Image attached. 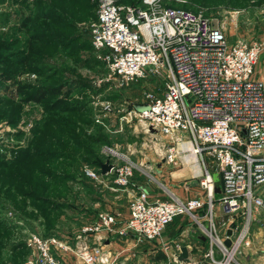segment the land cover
Segmentation results:
<instances>
[{"label": "built area", "instance_id": "2783aa9c", "mask_svg": "<svg viewBox=\"0 0 264 264\" xmlns=\"http://www.w3.org/2000/svg\"><path fill=\"white\" fill-rule=\"evenodd\" d=\"M168 1L98 0L89 31L91 45L110 77L122 82L165 78L161 93H145L143 102L120 119L135 120L143 132L168 137L165 163L179 160L177 154L186 151L177 146L182 142H189L197 156L210 157L221 180L219 196H213L207 169L198 180L203 196L151 200L146 191L138 190L129 198L125 218L117 211H101L71 238L29 236L30 255L23 264H65L60 252H72L81 264H111L102 249L107 235L127 231L137 242L156 241L181 216L196 225L204 243L186 245V262L178 258L179 243H164L162 264H241L243 251L256 243L262 247L253 228L264 211V78L254 74L264 44L229 43L225 31L201 12ZM112 112L110 104H103L96 122L103 125L101 117ZM103 151L109 169L102 174L85 166V176L98 180L109 175L114 189L132 186V144L125 151L106 146ZM172 244L174 251L168 252Z\"/></svg>", "mask_w": 264, "mask_h": 264}, {"label": "rangeland", "instance_id": "374dc122", "mask_svg": "<svg viewBox=\"0 0 264 264\" xmlns=\"http://www.w3.org/2000/svg\"><path fill=\"white\" fill-rule=\"evenodd\" d=\"M168 3L201 12L225 31L229 43L264 44V0H170ZM95 16L96 8L92 10L87 0H0V173L9 178L4 189H9L15 179L16 186L24 189L37 184L38 170L51 169L72 176L71 181L60 187L67 192L57 197L63 207L55 217L46 218L32 199L0 192L1 264H23L30 255L26 242L33 234L68 239L101 211H117L122 218L127 217L133 192L125 188L114 192L109 175L92 180L83 172L88 166L84 158L97 154L107 159L105 146L125 151L127 144H132L131 159L135 168L131 183L144 185L160 200L180 194L179 183L201 179L205 169L214 186L219 184L210 157L197 156L199 175L184 170L183 159L191 155L190 150L179 152L175 164L165 163L166 148L171 142L168 137L143 132L136 127L135 120L129 123L120 119L121 114L143 102L145 93H161L166 80L161 75L132 82L110 77L89 39ZM25 18L34 22L23 25ZM36 29L37 33L45 34V39L30 44L28 40ZM260 68L264 71V54L257 64V69ZM47 86L60 87L61 92L45 97L40 103L28 99L37 88ZM59 99L62 103L53 107ZM103 104H110L113 112L109 117H101L102 125L96 118ZM67 105H81L83 111L66 112ZM85 121L92 123L85 124ZM94 135H103V142L93 145L90 139L86 140V136ZM36 147L56 151L52 157H40ZM68 155L74 156L70 163ZM14 160L20 163L14 165ZM182 193L203 196L204 188L199 184L194 188L183 187ZM213 196L216 199L218 192L213 190ZM261 196L264 198V194ZM213 206L218 213L217 200ZM260 219L253 229L262 238L263 246L259 250L264 252V211ZM113 235L120 238L109 247L115 260L113 264L161 263L157 259L160 252L157 242H137L127 231ZM21 244L28 249L25 258L19 248L12 251ZM260 251L258 255L264 256ZM248 257L251 254L245 250L238 261L247 264Z\"/></svg>", "mask_w": 264, "mask_h": 264}, {"label": "trees", "instance_id": "16d2710c", "mask_svg": "<svg viewBox=\"0 0 264 264\" xmlns=\"http://www.w3.org/2000/svg\"><path fill=\"white\" fill-rule=\"evenodd\" d=\"M98 0H87V2L89 3L91 9H95L96 8V3ZM118 3H125V4H138L140 2V0H116ZM170 5V4H169ZM172 6V5H171ZM175 7V6H174ZM95 20H96V16H95ZM34 19L31 18H25L23 20V25H27L30 23H33ZM36 31L34 34H32V36H30V39L28 40L29 43L31 44L32 41L36 40V41H42L45 39V34L44 33H37V29L34 30ZM89 39H90V32H89ZM91 43V40H90ZM92 47V45H91ZM93 48V47H92ZM61 92L60 87H51V86H47V87H40L37 88L34 92H32L31 94H29L28 99L30 101H34L37 103H40L43 101V99L47 96H55L58 95ZM62 103V100L59 99L53 107H58V105H60ZM74 106V107H73ZM83 107L81 105H67V107L65 108L64 111H83L82 109ZM86 123H92L90 121H85ZM71 124V123H69ZM103 135H99V136H86V140L90 139V143L93 145H98L100 144V142H103ZM79 140H77L76 142H74L75 144L78 143ZM77 147V145H76ZM80 147V146H79ZM36 154L40 157H44L45 155H47L48 157H52V155L55 154L54 149H47V148H39L36 147L35 148ZM91 151H88L87 153H90ZM64 155H62L63 157ZM68 163H70L71 161L74 160V156L72 155H68L66 156ZM14 165H18L20 162L19 160H14ZM106 161V159H102L99 158V156L97 154L93 155L91 158H84L83 162H86V164H88V166L97 169L99 172L101 171V165ZM18 162V164H17ZM2 163L0 162V165ZM20 170V168H19ZM18 173V171H15V173ZM40 175V178L38 180L37 184H30L28 186V188H21L19 186H16V182L17 179L14 180L13 184H11V186L9 187V189H4V184L6 183V179L7 178L5 175H2L0 173V192H9V193H16L17 195H20L23 198H27V199H32V201H34V203H36V207L37 209H39L42 214L46 217V218H50V216H57L55 213H57L59 211V209L61 207H63L62 202H60L57 197H59L60 195L64 194L65 192H67L65 190H61L60 187L65 184V182L67 181H71L72 180V176L66 173H62L59 171H55V170H38L37 171ZM20 173H22V171L20 170ZM101 173V172H100ZM10 177L12 176L11 173L9 175ZM4 179H3V178ZM218 179H219V184L218 186H214V191L218 192V195L220 193V185H221V180H220V176L218 175ZM12 181V180H11ZM54 214V215H53ZM1 226V223H0ZM50 236H55V235H48L45 237H50ZM57 237V236H56ZM1 247V245H0ZM19 248V249H18ZM20 250L21 251V256L23 255L24 258L26 256V254L28 253V249H26L23 244H21L19 247L17 246L16 248H13L12 251H17ZM23 258V260H24ZM164 258V255L159 252V254L157 255V259L158 260H162ZM1 264V263H0Z\"/></svg>", "mask_w": 264, "mask_h": 264}, {"label": "crops", "instance_id": "0c3cea01", "mask_svg": "<svg viewBox=\"0 0 264 264\" xmlns=\"http://www.w3.org/2000/svg\"><path fill=\"white\" fill-rule=\"evenodd\" d=\"M254 77L264 78V71H262L261 68L257 69V66H256V71H255ZM109 177L111 178V176H109ZM181 183H183V184H181ZM181 183H179V187H178L180 194H175L174 196H176L180 199H186L188 197H194V195H188L186 193L185 194L182 193L183 187L186 188V187H190V186H188V183H185V182H181ZM194 187H197V185L193 186V188ZM118 189H121V188H117V189L111 188V190L114 192L119 191ZM125 189L128 192H133L132 195H134L136 193V190H144L148 193L149 198L151 200L158 199L156 197H153L152 193H150V191L144 185H141V184L136 186L133 183L132 186H129ZM195 196H197V195H195ZM96 217H97V215H96ZM96 217H95V219H96ZM218 218H219V214L216 215V223L219 221ZM86 223H89V222H86ZM86 223H84V224H86ZM257 237H258V241L261 242L262 238H261L260 234H258ZM118 240H120L119 237L116 238L113 234H109L105 237L103 244H102V249L104 247H105L104 249H107V250L103 249V252L107 254L111 264H113V262H115V260L113 261V259H112L114 257L112 255V253L110 252L109 247L115 245L116 241H118ZM198 241L200 243H204V238L199 236V233L196 229V225L193 224L187 217L181 216V217L176 218L170 225L167 226V228H166L165 232L163 233V235L161 236V238L158 239L157 241H155L158 244L157 249H159V251L164 255V258H163L164 260L162 259L160 264H162V262H164L166 260V255L163 251V244L164 243L177 242L180 244V246H186L187 244H195ZM145 243H153V242H145ZM260 246L261 245L256 243V246L253 249L249 250L251 257L247 258V261H246L247 264H264V256L258 255V252L260 251L259 248H262ZM173 247L174 246L172 244L170 250H167V251L173 252L174 251ZM260 252L262 254H264V252H262V250ZM252 253H254V254H252ZM60 256L63 259L65 264H81L77 259H75V256L72 252H60ZM120 264H125V261H121Z\"/></svg>", "mask_w": 264, "mask_h": 264}, {"label": "bare ground", "instance_id": "6f19581e", "mask_svg": "<svg viewBox=\"0 0 264 264\" xmlns=\"http://www.w3.org/2000/svg\"><path fill=\"white\" fill-rule=\"evenodd\" d=\"M179 147L183 148V150L186 151H192L191 155L189 157H185L183 161L185 162V168L192 170L193 173H197L198 175L201 174L200 168H199V160L197 155L192 150V147L189 142H182L180 143Z\"/></svg>", "mask_w": 264, "mask_h": 264}, {"label": "water", "instance_id": "95a60500", "mask_svg": "<svg viewBox=\"0 0 264 264\" xmlns=\"http://www.w3.org/2000/svg\"><path fill=\"white\" fill-rule=\"evenodd\" d=\"M110 165L109 163L106 161L104 162L102 165H101V172L102 174L107 171L109 169ZM183 184V183H181ZM198 185V180L197 179H192L189 183H188V186L190 187H193V186H196ZM228 234H230L229 231H227ZM228 241L226 242V244L228 245ZM189 254H190V249L187 247V246H182L181 247V254L179 255V259L183 262H186L188 261V257H189Z\"/></svg>", "mask_w": 264, "mask_h": 264}]
</instances>
